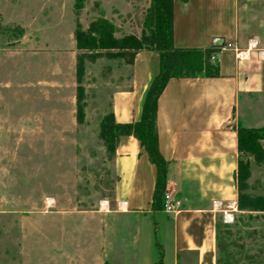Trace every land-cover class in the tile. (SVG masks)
Here are the masks:
<instances>
[{
	"label": "rangeland",
	"instance_id": "rangeland-1",
	"mask_svg": "<svg viewBox=\"0 0 264 264\" xmlns=\"http://www.w3.org/2000/svg\"><path fill=\"white\" fill-rule=\"evenodd\" d=\"M114 1L0 0V264H122L134 255L130 218L108 214L123 137L112 133L110 98L130 75L136 52L126 38L140 40L149 6ZM101 21L113 29L102 39ZM246 185L264 198V168L249 166ZM227 221L217 264H264V211L237 207Z\"/></svg>",
	"mask_w": 264,
	"mask_h": 264
},
{
	"label": "crops",
	"instance_id": "crops-1",
	"mask_svg": "<svg viewBox=\"0 0 264 264\" xmlns=\"http://www.w3.org/2000/svg\"><path fill=\"white\" fill-rule=\"evenodd\" d=\"M172 1L173 47L213 49L218 76L171 78L157 100V145L167 165L164 193L175 203L173 213L152 205L156 167L144 148L133 136L119 138L115 208L108 214L130 218L136 247L122 264H157L159 257L161 264H217L219 225L237 210V129L264 128V0ZM127 2L125 7L134 1ZM215 39L233 48L213 47ZM129 68V77L113 85L116 124L139 120L159 70L158 53L137 51ZM249 166L264 168L252 157Z\"/></svg>",
	"mask_w": 264,
	"mask_h": 264
},
{
	"label": "trees",
	"instance_id": "trees-1",
	"mask_svg": "<svg viewBox=\"0 0 264 264\" xmlns=\"http://www.w3.org/2000/svg\"><path fill=\"white\" fill-rule=\"evenodd\" d=\"M172 0H151L144 19V29L140 40L126 38V49L137 52L142 49H153L158 53L159 70L148 86L141 107L138 121L128 124H116L112 118V133L116 136H133L146 151L149 160L156 167L153 206L162 207V197L166 185L167 165L159 153L156 133L157 100L171 78H214L218 76L214 65L213 49H177L172 42ZM100 38L109 36L113 29L101 21ZM88 43V42H86ZM85 43V44H86ZM89 44V43H88ZM114 135L112 134L111 137ZM264 139V129H237V150L240 155L254 158L256 164H264V150L258 140ZM249 177V162L239 159L237 163V207L239 211H264V198L250 197L245 193L246 180ZM160 262V257L158 263Z\"/></svg>",
	"mask_w": 264,
	"mask_h": 264
},
{
	"label": "built area",
	"instance_id": "built-area-1",
	"mask_svg": "<svg viewBox=\"0 0 264 264\" xmlns=\"http://www.w3.org/2000/svg\"><path fill=\"white\" fill-rule=\"evenodd\" d=\"M218 45L224 46L225 43L221 39L213 40L212 46L216 47ZM224 47H226L228 49H232L233 48L231 44H226ZM236 58L239 59V60L242 59L243 58L242 57V53L237 52L236 53ZM161 208L166 214H171V213H173L176 210L175 203L173 202L171 196L167 192L163 194L162 207Z\"/></svg>",
	"mask_w": 264,
	"mask_h": 264
},
{
	"label": "water",
	"instance_id": "water-1",
	"mask_svg": "<svg viewBox=\"0 0 264 264\" xmlns=\"http://www.w3.org/2000/svg\"><path fill=\"white\" fill-rule=\"evenodd\" d=\"M213 63H214V65H217V62L216 61H214Z\"/></svg>",
	"mask_w": 264,
	"mask_h": 264
}]
</instances>
